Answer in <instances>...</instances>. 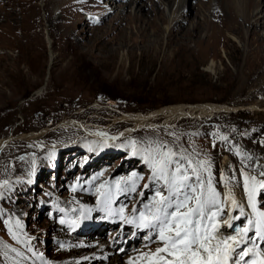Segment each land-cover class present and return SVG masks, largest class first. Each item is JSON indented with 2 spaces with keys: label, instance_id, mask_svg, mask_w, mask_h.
Segmentation results:
<instances>
[{
  "label": "rangeland",
  "instance_id": "rangeland-1",
  "mask_svg": "<svg viewBox=\"0 0 264 264\" xmlns=\"http://www.w3.org/2000/svg\"><path fill=\"white\" fill-rule=\"evenodd\" d=\"M47 1L0 0V139L11 136L0 153V264H40L34 259L53 250L59 228L73 240L95 239L97 229L87 237L76 229L88 212H106L102 206L121 212L118 223L142 228L134 243L125 228L115 239L118 253L154 251L163 242L157 235L144 245L140 225L155 213L156 193L168 195L153 165L169 149L189 183L196 169L203 184L194 186L207 196L210 180L219 194L223 211L212 223L229 215V193L244 205L242 227L214 233L239 240L256 219L245 177L264 180V27L239 17L234 34L206 39L198 59L184 54L187 66L176 67L171 51V61L163 60L164 40L156 56L134 23L123 26L133 39L110 31L118 10L107 12L109 0L75 4L70 27L62 17L73 9L60 19ZM175 170L171 164L169 175ZM256 210L264 212L259 187ZM116 226H104L99 249L113 241Z\"/></svg>",
  "mask_w": 264,
  "mask_h": 264
},
{
  "label": "bare ground",
  "instance_id": "bare-ground-1",
  "mask_svg": "<svg viewBox=\"0 0 264 264\" xmlns=\"http://www.w3.org/2000/svg\"><path fill=\"white\" fill-rule=\"evenodd\" d=\"M85 1L90 0H49L47 4L57 6L59 11L58 17L60 19L68 8L73 9L70 16L67 18L62 17L63 27H70L72 23L76 21L75 17L78 16V9L75 4ZM110 3H114V5L113 7L112 5L107 7L109 9L107 12L114 11V9L118 10L111 19V23L114 27L111 28L110 31L118 30L117 32L119 35H124L129 39H133L131 33L128 35L124 31V24L134 23L139 33V35L136 36L140 38V42H143L146 47L153 49L156 52V56L161 52V44L162 40H164L163 60H170L171 57L176 67L187 66L188 60L184 58L186 54L198 59V57L206 51L205 46L208 43L206 39L211 37L221 39L224 30L229 34H234L235 29L239 27L237 21L239 17L243 18L245 23L249 22L253 28L257 26L264 27V12H262L260 8V0H195V7L189 6L187 0H126L122 3H116V0H109L107 5ZM54 19L58 18L55 17ZM92 20V18H89L84 24H89ZM121 26L122 28H120ZM163 29L164 32H166L164 37H162ZM250 33L254 35L255 31ZM75 36L78 38L80 37L78 34ZM118 41H120V39ZM190 43H193L192 46L189 45ZM208 48H210V46ZM168 51H171L170 57L167 55ZM8 137L11 136L0 139V153L8 143ZM96 187L97 186H95V188ZM232 197L235 199L233 194ZM66 206L68 207V201ZM227 207L229 208V215L223 220L216 221L215 224L219 227L218 232L215 234L237 231L249 214L241 215L239 209L232 208L230 201ZM102 210L112 212L115 216H122L120 211L105 209L103 206ZM97 212L98 211L88 212L84 217V223L79 225L76 229V234L80 233L83 237H87L93 232L92 230L88 232V230L94 229L96 231L97 229L99 235H97L95 239L90 238L87 241L73 240L75 237L73 233L65 232L59 228L57 231L55 230L58 237V239H56L57 242L53 240V243L49 244L50 248L53 250L49 254H43L42 257L37 256L34 261L40 264H148V259L144 254L155 252V249L154 251L151 249H143L142 253L133 250L134 252L131 255L126 256H123L118 253L117 249H114L116 244L115 239L120 238L127 226L133 236L132 242L134 243L135 240L139 238L137 232L142 228H134L136 225H134L135 223H133V220L118 223L116 228L112 230L113 234L115 233L113 241H110L108 246L101 249L97 247L98 243H101L102 240L100 236L102 230H105V227L108 229L109 226H112L110 224H105L103 220L99 218ZM217 217L218 215L215 218ZM234 217H239V219H234ZM229 225H231V227H229ZM143 230V238H145L144 245L149 243L151 245L158 235V229L144 228ZM84 232L86 233L84 234ZM247 235L252 237V239L255 238V229L249 231ZM146 236H149L147 242ZM252 239L246 242V244H250ZM216 240L220 239L216 238L212 243L215 244ZM229 242L231 243V241ZM124 246V243L120 244L122 249ZM163 246L164 245L161 244L159 247ZM244 246L245 244H241L236 248V254L232 257L233 259L237 257V251H243Z\"/></svg>",
  "mask_w": 264,
  "mask_h": 264
},
{
  "label": "snow or ice",
  "instance_id": "snow-or-ice-1",
  "mask_svg": "<svg viewBox=\"0 0 264 264\" xmlns=\"http://www.w3.org/2000/svg\"><path fill=\"white\" fill-rule=\"evenodd\" d=\"M175 155L176 153L169 149L162 153L160 159L153 165V179L159 176L165 181L168 195L164 196L159 191L156 193L159 197L156 201V211L140 225L143 228L158 229L159 240L164 245L157 247L155 252L144 254L148 264H229V260L236 254V248L251 241L252 237L247 234L253 228L256 237L264 238V212L256 210L257 187L264 189V180L257 181L255 177H245L244 190L247 193L248 205L255 212L256 219H250L249 227L240 230L244 235L239 240L235 236L224 237L213 244L212 241L216 239L214 233L218 232L219 226L212 221L223 211L217 199L219 194L211 189L210 180L207 196L194 186L203 184L196 169H192L196 180L189 183L191 177L186 174L187 169L182 164L173 160ZM203 163L201 162V165ZM171 164H175L176 170L169 175L168 169ZM249 179L252 181L251 184ZM225 199L244 215V205L238 203L230 193ZM213 208L217 211H212ZM248 255L247 251L243 252L241 259ZM233 264H239V261L233 260ZM259 264H264V260Z\"/></svg>",
  "mask_w": 264,
  "mask_h": 264
},
{
  "label": "water",
  "instance_id": "water-1",
  "mask_svg": "<svg viewBox=\"0 0 264 264\" xmlns=\"http://www.w3.org/2000/svg\"><path fill=\"white\" fill-rule=\"evenodd\" d=\"M50 42V41H49ZM11 139V137H8V140H10Z\"/></svg>",
  "mask_w": 264,
  "mask_h": 264
}]
</instances>
